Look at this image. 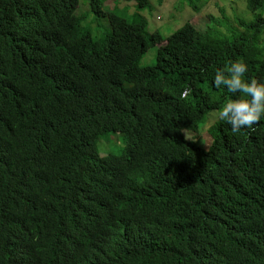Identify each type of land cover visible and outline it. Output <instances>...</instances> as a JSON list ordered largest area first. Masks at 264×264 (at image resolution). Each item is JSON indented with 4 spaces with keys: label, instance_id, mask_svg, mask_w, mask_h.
<instances>
[{
    "label": "trees",
    "instance_id": "16d2710c",
    "mask_svg": "<svg viewBox=\"0 0 264 264\" xmlns=\"http://www.w3.org/2000/svg\"><path fill=\"white\" fill-rule=\"evenodd\" d=\"M106 1L89 0L107 18L96 38L79 0H0V264H264V116L235 133L217 120L203 146L184 134L240 98L218 70L241 61L264 83V0L226 33L209 16L167 35Z\"/></svg>",
    "mask_w": 264,
    "mask_h": 264
},
{
    "label": "rangeland",
    "instance_id": "374dc122",
    "mask_svg": "<svg viewBox=\"0 0 264 264\" xmlns=\"http://www.w3.org/2000/svg\"><path fill=\"white\" fill-rule=\"evenodd\" d=\"M246 4V0H210L197 13L184 0H149V6L145 9H139L133 2L107 0L103 10L104 12H114L126 20H145L149 33L159 30L161 34L167 35L172 32L175 26H179L188 18L197 29L203 30L210 23L209 16L219 19L222 22L219 29L226 33L227 26L238 25L236 17L250 20L254 16L247 9ZM76 15L84 17L82 25L85 28H89L94 37L103 38L108 26L107 18L92 13L89 8V0H79ZM158 46L159 44L150 46L139 60V64L149 65L155 63ZM217 120V112H211L205 116L202 123L198 126L196 134L189 132H184V134L187 138H195V141L200 146H203L206 137L209 136L208 130L210 126ZM118 137H112L111 135L102 136L97 145L100 153L108 155V153L113 152L114 155H117L122 149V147H119L121 138Z\"/></svg>",
    "mask_w": 264,
    "mask_h": 264
},
{
    "label": "clouds",
    "instance_id": "9594fccd",
    "mask_svg": "<svg viewBox=\"0 0 264 264\" xmlns=\"http://www.w3.org/2000/svg\"><path fill=\"white\" fill-rule=\"evenodd\" d=\"M247 65L241 61L231 62L227 72L218 70L215 73L213 84L216 88L225 87L229 93L241 94L224 104L217 110V119L231 126L235 133L242 128L254 130V125L264 116V83L256 79H244ZM190 89L181 92L179 99L185 100Z\"/></svg>",
    "mask_w": 264,
    "mask_h": 264
}]
</instances>
